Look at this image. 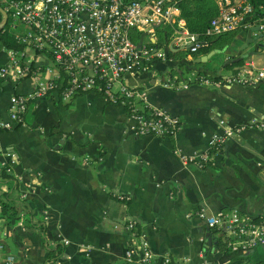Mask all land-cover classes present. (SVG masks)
<instances>
[{
    "label": "crops",
    "instance_id": "0c3cea01",
    "mask_svg": "<svg viewBox=\"0 0 264 264\" xmlns=\"http://www.w3.org/2000/svg\"><path fill=\"white\" fill-rule=\"evenodd\" d=\"M179 26L187 27L184 18ZM165 33L155 30L152 43L166 45ZM259 35L258 29L251 35L248 29L236 31L209 58L211 64L222 65L219 72L228 73L237 65L223 67L230 64L226 60L241 52V64L264 67ZM10 49H0V66L9 60ZM200 55L178 59L188 62L189 70V62ZM170 57L155 62V72L129 74L126 80L145 90L149 105L179 116L172 136L137 134L125 104L97 91L70 99L57 93L37 97L25 122L0 132V161L11 163L16 180L11 196L24 198L29 209L8 220L0 206V264L8 256L12 264H117L125 259L128 222L136 232L133 243L145 246L156 264L165 254L174 261L187 257L189 264H249L244 253L216 246L220 235L200 212L264 211V127L252 123L227 132L242 121L264 118V83L189 82L168 88L160 80L179 62ZM20 62L33 70L50 58L45 51L24 47ZM182 69L181 81L189 72ZM35 82L33 75L19 80L12 73L0 75V119L8 116L11 95L30 91ZM213 133H226V138L207 164L180 160L178 151L206 148ZM7 189L1 182L0 192ZM57 243L62 253L49 259L48 251ZM250 255L249 262H261L264 246Z\"/></svg>",
    "mask_w": 264,
    "mask_h": 264
},
{
    "label": "built area",
    "instance_id": "2783aa9c",
    "mask_svg": "<svg viewBox=\"0 0 264 264\" xmlns=\"http://www.w3.org/2000/svg\"><path fill=\"white\" fill-rule=\"evenodd\" d=\"M177 0H0L14 23L15 37L22 47L48 53L50 62L32 68L20 62L23 49H10L9 60L0 66V75L12 73L19 80L33 75L36 82L28 92L14 93L10 97L8 116L0 119V132L25 122L23 112L35 98L57 93L70 99L85 91H97L108 100H121L125 104L127 119L137 134L172 136L180 126L178 115L163 106L149 105L147 94L139 86L130 85L129 74L139 76L155 72V62L170 60L169 49L187 51L191 60L202 42L198 34L186 26H179ZM264 10V3L259 5ZM170 27V36L164 46L152 42L157 27ZM257 26L260 42L264 44V18L255 17L250 0H218L217 13L211 17L206 32L218 34L225 31L249 29ZM254 33H257L254 31ZM190 63V62H189ZM177 64L175 63L174 66ZM167 70L160 83L168 88L186 87L188 83L203 82L210 85L264 83V67L249 62L236 66L228 73L202 69L191 63L185 80L177 67ZM115 85L117 88H115ZM147 108V109H146ZM255 124L264 127V118L245 120L231 131ZM226 133H213L206 148L190 153L178 151L180 160L204 166L215 149L221 147ZM213 148H215L213 150ZM4 164L6 161H0ZM11 162H13L11 160ZM11 170V163L8 162ZM23 197V195H21ZM207 225L226 240L232 253H247L256 246H264V211L252 214L236 208H219L214 212H200ZM130 239L125 249L126 260L156 264L145 246L135 245L136 232L128 222ZM67 242L66 239H64ZM139 251V252H138ZM8 256L6 264H12ZM185 257L172 260L162 256L159 264H189ZM158 264V263H157Z\"/></svg>",
    "mask_w": 264,
    "mask_h": 264
},
{
    "label": "trees",
    "instance_id": "16d2710c",
    "mask_svg": "<svg viewBox=\"0 0 264 264\" xmlns=\"http://www.w3.org/2000/svg\"><path fill=\"white\" fill-rule=\"evenodd\" d=\"M254 7V13L255 17L257 18H264V10L260 9L259 5L264 3V0H250ZM176 7H177V12L178 16L181 18H184L186 21L187 28L195 33L198 34L199 39L201 40L202 44L201 46L197 49L196 52L192 53L193 56L199 55V54H204L208 52L211 49H222L232 38L233 34L236 31H239V28L225 31L222 33L218 34H210L206 32V27L209 23V20L211 19L212 16H214L217 13L218 7L216 5L215 0H177L176 2ZM2 19V14L0 12V20ZM166 29V30H165ZM170 27L166 26L164 28L157 27L156 30L158 32L161 31H166L165 35L166 38H168V35L170 33L169 31ZM14 48V49H22V44L19 43L15 37V32H14V24L12 21V18L8 15L7 21L3 28L0 30V49L1 48ZM169 54L173 56V58L176 59H181L182 57H185L187 54L186 50L179 49L178 51H171L169 49ZM178 59V60H179ZM188 62H186L184 59L179 60L177 62V66L171 65L169 67V70L172 72L174 71L177 67V70L179 73H183L182 68H186V65ZM192 65L195 67H198L199 70L198 72L206 74L202 69H209V61H204V62H194L193 60L190 62ZM241 65V60L237 62H233L230 64H226L223 67H231L235 65ZM222 65H219L220 67ZM189 67V66H188ZM188 70V69H187ZM208 75V74H206ZM196 81V80H193ZM192 81V82H193ZM191 82V81H190ZM30 106V103L27 107V109L23 112V118L26 119V113L28 111V108ZM147 109V108H146ZM215 148H213L214 150ZM8 162H5L4 164H1L0 162V184L2 183H7L8 189L5 191L0 192V206H1V213L2 215L10 220L12 217L16 216L20 210H29L24 198H19V197H12L11 196V191L16 187V180L14 178V175L10 169H8ZM40 227L42 230H44V225L40 224ZM44 232V231H43ZM216 246L224 251V252H229L232 253L227 246L226 240H224L222 237H217L216 239ZM262 248L261 245L256 246L253 248L251 251L244 253L242 256L243 258L246 259V261L249 264H264V260H261V262H249L250 259V254L260 250ZM63 250V246L61 243H57L55 247L50 249L48 251L47 257L49 259H55L57 258ZM117 264H143L141 261H136V260H126L123 259L119 261Z\"/></svg>",
    "mask_w": 264,
    "mask_h": 264
},
{
    "label": "water",
    "instance_id": "95a60500",
    "mask_svg": "<svg viewBox=\"0 0 264 264\" xmlns=\"http://www.w3.org/2000/svg\"><path fill=\"white\" fill-rule=\"evenodd\" d=\"M0 12H1V14H2V19L0 20V30L3 28V26L5 25V23H6V21H7V18H8V14H7V11L0 5ZM253 29H258L257 28V26H253L252 28H250V29H248V34L249 35H251V31L253 30ZM253 40V38H249L248 39V42H250V41H252ZM247 44V43H246ZM245 44V45H246ZM244 45V46H245ZM222 51V49H211V50H209L208 52H206V53H204V54H202V55H200V56H197V57H195L194 59H193V61L194 62H204V61H206V60H208L209 58H210V56L211 55H213L214 53H217V52H221ZM243 54H241V52H239L238 53V55L237 56H235V57H232V58H230V59H228V60H226V62L227 63H233V62H237V61H239L240 59H242L243 58ZM225 62V63H226ZM225 65V64H224ZM207 244H211V237H207Z\"/></svg>",
    "mask_w": 264,
    "mask_h": 264
},
{
    "label": "rangeland",
    "instance_id": "374dc122",
    "mask_svg": "<svg viewBox=\"0 0 264 264\" xmlns=\"http://www.w3.org/2000/svg\"><path fill=\"white\" fill-rule=\"evenodd\" d=\"M169 37V36H168ZM211 56H213V55H211ZM210 56V57H211ZM208 61H209V70H216V71H219V70H223V68H221V67H218V66H214L213 64H211V59H208ZM188 71V70H187Z\"/></svg>",
    "mask_w": 264,
    "mask_h": 264
}]
</instances>
